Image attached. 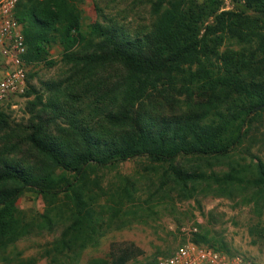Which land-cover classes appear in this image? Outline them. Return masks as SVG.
Returning <instances> with one entry per match:
<instances>
[{
    "label": "trees",
    "instance_id": "1",
    "mask_svg": "<svg viewBox=\"0 0 264 264\" xmlns=\"http://www.w3.org/2000/svg\"><path fill=\"white\" fill-rule=\"evenodd\" d=\"M83 1L19 0L14 12L27 67L52 66L50 50L58 45L70 74L46 82L43 92L27 75L22 97L33 98V118L16 133L18 145L0 148V252L60 227L43 257L47 264H79L108 231L128 224L123 209L135 205V182L119 176L106 188L99 176L127 161L147 163L161 198L169 189L183 199L202 191L247 198L256 208L264 203V163L257 156L254 166L237 159L264 118V0H229L228 10L223 0H151L154 21L141 34L116 22L84 29ZM7 129L0 111V131ZM23 145L31 164L10 157ZM223 164L226 171H214ZM28 191L45 204L30 220L14 207ZM193 241L229 254L206 231ZM141 255L133 243H112L106 258L87 264H128Z\"/></svg>",
    "mask_w": 264,
    "mask_h": 264
},
{
    "label": "rangeland",
    "instance_id": "2",
    "mask_svg": "<svg viewBox=\"0 0 264 264\" xmlns=\"http://www.w3.org/2000/svg\"><path fill=\"white\" fill-rule=\"evenodd\" d=\"M151 0H84L80 3L82 26L84 29L95 23L116 22L124 26L129 34L147 33L154 21L151 13ZM201 2V0H198ZM224 9L232 8L229 0H223ZM49 58L52 66L43 63L27 67V75L31 74L30 85L43 92L46 82L62 80L69 76V67L62 61V49L54 45ZM33 98L17 97L8 103H0V111L8 117L7 133L0 131V148L5 145L20 143L16 133L25 129L33 118V106L28 102ZM40 111V108L36 109ZM85 115L93 118L94 112L85 110ZM43 115V114H42ZM49 119L50 114L43 115ZM36 121V120H35ZM61 123V120L58 121ZM244 148L239 150L237 159L242 163L254 166L257 156L264 163V118L248 135ZM26 145L11 153L10 157L17 163L31 164V152ZM256 158V157H255ZM143 160L127 161L116 169H102L99 176L103 186L116 182L119 176H128L136 184L137 199L135 205L126 206L128 224L119 230L108 231L96 247L86 249L79 264H87L94 258H106L112 243L123 247L133 243L142 251V255L128 264H152L157 258L170 255L181 243L179 229L192 223L199 225L198 230L206 231L208 237L221 240L229 254H240L254 264H264V203L256 208L254 202L246 199L218 198L212 193L197 192L191 199H183L176 192L166 189L164 199L160 197L159 182L156 174L148 169ZM225 165L215 166L214 171H226ZM159 192L160 195L155 194ZM171 194H170V193ZM264 196L259 194V197ZM15 211L22 213L27 220L44 213L45 204L40 195L28 191L15 202ZM60 227L52 231L34 232L10 245L0 252V264H17L22 260L36 259V264H47L44 251L48 245L59 237Z\"/></svg>",
    "mask_w": 264,
    "mask_h": 264
},
{
    "label": "built area",
    "instance_id": "3",
    "mask_svg": "<svg viewBox=\"0 0 264 264\" xmlns=\"http://www.w3.org/2000/svg\"><path fill=\"white\" fill-rule=\"evenodd\" d=\"M19 0H0V103L22 97L27 88V65L24 61L26 45L22 26L14 12ZM182 243L170 254L159 257L152 264H254L240 254H227L214 248L196 244L193 236L198 224L180 229Z\"/></svg>",
    "mask_w": 264,
    "mask_h": 264
},
{
    "label": "water",
    "instance_id": "4",
    "mask_svg": "<svg viewBox=\"0 0 264 264\" xmlns=\"http://www.w3.org/2000/svg\"><path fill=\"white\" fill-rule=\"evenodd\" d=\"M262 16H264V15L262 14Z\"/></svg>",
    "mask_w": 264,
    "mask_h": 264
}]
</instances>
